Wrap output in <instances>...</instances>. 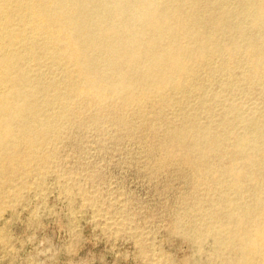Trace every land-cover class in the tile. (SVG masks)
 I'll return each instance as SVG.
<instances>
[{"label":"bare ground","instance_id":"bare-ground-1","mask_svg":"<svg viewBox=\"0 0 264 264\" xmlns=\"http://www.w3.org/2000/svg\"><path fill=\"white\" fill-rule=\"evenodd\" d=\"M242 86L262 104L235 101ZM110 98L137 117L151 105L155 123L164 109H189L160 147L222 189L195 237L235 250L230 264H264V0H0V188L48 163L47 144L79 102ZM217 107L215 126L197 122Z\"/></svg>","mask_w":264,"mask_h":264},{"label":"rangeland","instance_id":"rangeland-1","mask_svg":"<svg viewBox=\"0 0 264 264\" xmlns=\"http://www.w3.org/2000/svg\"><path fill=\"white\" fill-rule=\"evenodd\" d=\"M219 65L213 59L210 68ZM219 85L215 81L212 93ZM234 94L237 102L262 104L257 90L247 93L242 86ZM129 109L116 98L103 108L79 102L70 123L46 146L48 165L33 166L0 188V264H230L237 259L235 250L218 251L211 238L195 237L210 223L205 215L216 205L207 200L218 199L222 189H206L160 147L168 127L183 124L189 109L177 107L172 115L164 109L159 123L153 122L149 104L140 117ZM210 109L198 117L200 125L217 124L220 108ZM120 114L127 126L114 120ZM17 191L21 200L13 196Z\"/></svg>","mask_w":264,"mask_h":264}]
</instances>
